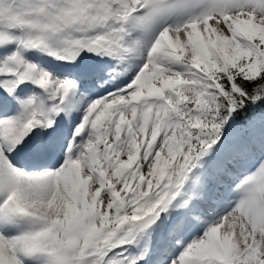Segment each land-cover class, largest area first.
Wrapping results in <instances>:
<instances>
[{
  "label": "snow or ice",
  "instance_id": "1",
  "mask_svg": "<svg viewBox=\"0 0 264 264\" xmlns=\"http://www.w3.org/2000/svg\"><path fill=\"white\" fill-rule=\"evenodd\" d=\"M0 264H264V0H0Z\"/></svg>",
  "mask_w": 264,
  "mask_h": 264
}]
</instances>
